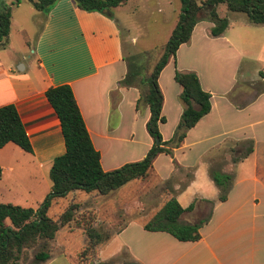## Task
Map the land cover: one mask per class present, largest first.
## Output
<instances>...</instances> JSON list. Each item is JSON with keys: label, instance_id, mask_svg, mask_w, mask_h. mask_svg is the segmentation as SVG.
Listing matches in <instances>:
<instances>
[{"label": "crops", "instance_id": "obj_1", "mask_svg": "<svg viewBox=\"0 0 264 264\" xmlns=\"http://www.w3.org/2000/svg\"><path fill=\"white\" fill-rule=\"evenodd\" d=\"M178 12L179 7L177 13L173 11L172 19L166 20H170V29L176 23ZM233 15L236 14L228 15L229 25L218 37L208 36L211 23L196 22L188 42L177 48L174 59H168L157 77L162 95L160 116L164 118V123L158 124V132L163 141L171 138L181 113L177 99L179 87L173 81L175 67L195 72L201 90L210 95L208 113L186 132L172 151L179 167H194L192 180L184 190L173 195L183 209L193 204L192 211L184 213L180 221H196L200 218L195 216L206 208V215L209 213L207 222L198 230L199 240L178 242L166 233L143 230L144 216L137 215L142 210L140 201L132 208L134 218L138 219H123L126 207L121 213L118 203L127 204L128 197L124 199V194L118 193L125 189L124 185L101 198L90 193L86 200L70 199L67 203L77 204L79 210L84 207L86 217L80 227L104 225L101 221L105 218L116 220L117 228L96 249L100 262L110 261L124 250L128 259L138 264H264V154L258 153L255 143V129L264 125V93L252 96L239 109L227 97L237 86L240 67L245 64V68H250L252 53L264 52V25L251 26L244 17L234 24L230 21ZM32 18L36 32L31 45L26 35L20 45L12 40L11 15L8 37L0 43V106L14 107L30 145L29 153L10 143L0 148V183L10 180L1 184L0 203L35 209L49 190L48 171L52 160L64 152L58 119L44 96L48 88L59 85L70 88L104 172L140 160L149 149L151 139L145 131L147 107L135 111L136 89L118 85L126 67L116 17L112 13L107 18L95 12H82L69 0H58L46 17L33 9ZM196 54L204 60L202 64L226 62L230 73L225 86H221L223 80H208L202 70L195 68ZM260 75L264 74L260 72ZM224 140L254 143L250 155L237 164L229 162V155L225 158L219 171L232 175V185L225 201L217 202V189L207 175L208 162L203 164V158ZM161 160L166 161V169L157 165ZM172 172L168 156L158 154L152 160L154 179L162 182ZM137 181L140 180L132 182ZM176 189L174 186L173 190ZM131 196L129 201L137 205L136 193ZM67 197L68 194L56 203ZM116 207L120 214L112 217ZM111 245L110 253L100 258V248ZM66 258L63 251H58L48 254L41 264H57V259Z\"/></svg>", "mask_w": 264, "mask_h": 264}, {"label": "trees", "instance_id": "obj_2", "mask_svg": "<svg viewBox=\"0 0 264 264\" xmlns=\"http://www.w3.org/2000/svg\"><path fill=\"white\" fill-rule=\"evenodd\" d=\"M57 1L13 0L9 6L0 9V43H4L8 37L12 7L25 2L44 18ZM69 1L82 12H95L109 18L113 9L125 4L128 0ZM179 3L176 23L161 55L151 69L148 68L147 61H138L136 55H122L126 72L118 85L136 89L138 97L134 104L135 111H141L144 107H147L149 111L145 131L151 139V145L140 160L123 164L111 171H102L99 154L90 142L70 88L67 85H59L45 91L44 96L58 119L64 152L52 160L48 171L49 190L35 209L0 203V264H19L25 251L36 246L39 241H51L59 229L74 220L78 205L73 203L68 204L55 219L47 216L48 210L57 200L64 198L72 191L106 196L129 182L144 180L152 174V160L158 154L168 156L174 169L172 174L162 181L168 198L144 221L142 228L148 232L166 233L178 242L199 240L198 230L207 222L209 213L193 222L180 221L184 213L192 211L193 204L183 209L173 195L186 188L193 178L194 167H179L172 157V151L178 147L186 132L208 113L210 95L201 90L194 72L175 70L173 81L179 87L177 99L181 105V113L171 138L163 141L158 132V124L164 123V118L160 116L162 95L157 85V77L168 59H174L177 48L188 42L196 22L207 21L212 24L208 30L210 37H218L224 33L229 25L228 15L231 14H242L246 23L251 26L264 25V0H179ZM219 5L224 8L223 16L218 14ZM229 96L227 95L228 99ZM234 107L239 109L244 107V104H234ZM226 142L229 143L228 155L232 165L242 161L252 152L251 140L242 142L224 140L222 145ZM7 143L16 146L22 152H30V145L12 105L0 106V148ZM220 166L210 165L207 170L210 181L217 189V202L225 201L232 185V175L220 172L218 170ZM174 172L183 175L179 183L176 182ZM174 186H177L176 191L173 190ZM209 204L212 205L211 202ZM83 226L85 244L78 254L80 264H85L84 262L93 256L97 247L109 239L108 234L102 237L93 227ZM123 253L127 260L121 261L120 264H138L128 259L124 250L118 254L117 258L122 259ZM47 258L48 254L44 252L34 255V260L38 263L44 262ZM114 262H97L96 264H115ZM87 264L95 263L92 260Z\"/></svg>", "mask_w": 264, "mask_h": 264}, {"label": "rangeland", "instance_id": "obj_3", "mask_svg": "<svg viewBox=\"0 0 264 264\" xmlns=\"http://www.w3.org/2000/svg\"><path fill=\"white\" fill-rule=\"evenodd\" d=\"M12 1L13 0H0V9L9 6ZM135 4H138L139 7L135 8ZM178 7H180L179 0H128V2L124 6L120 7L119 9L112 10L111 13L116 17V22L120 28V34L122 38V54L124 56L136 55L138 61H147L148 68L151 69L152 65L161 55L166 40L170 35L172 29L169 28V22L172 19L173 14L177 13ZM218 14L220 16L224 15V8L222 5L218 6ZM10 15L13 22L11 27L12 40L16 42V45H20V43H22V37L26 35L28 43L29 45H31L33 43L36 32V26L35 23H33L32 18V7L27 3H20L19 5L11 8ZM168 18L170 20L169 22H166ZM242 18V14H236L230 18V21H232V23L234 24H238L242 21ZM20 29H22L23 32L19 31ZM262 36H264V34H262ZM23 45V49L27 51V47L25 46V44ZM252 55L253 60L249 61L251 67L247 69L244 66L245 64L240 67L237 74L238 78H236L237 86L229 91V99H232L235 104L245 103L244 105H246L252 96L259 93H264V75H260V72L264 74V52L257 53L256 50L254 53H252ZM194 57L197 62L195 68L198 70H202L204 72L205 78H207L208 80H210L211 78L223 80L221 86L226 85V80L230 73V69L227 66L226 62L219 63L218 61H216V63L214 64H207L205 61V63L202 64V61L204 60L198 54H196ZM175 70L180 71L176 67L174 68V71ZM260 76L261 78H263V81H260ZM165 78L166 76L163 77V79ZM263 126L264 125L257 126L255 129L257 140H255V143H257L259 154H264ZM220 145H222V142H220V144L212 149L208 155L204 156L203 164L208 162V168L209 165H212V167H219L220 165L225 164V158H227L228 156L229 143L226 142L221 147ZM158 164L164 169H166L167 167V163L165 160L158 161L157 165ZM172 170H174L173 165ZM174 173L176 182L179 183L182 180L183 175L178 172ZM159 181L160 180H156L152 175H150L144 180L137 181L136 183L132 182L123 187L125 189L118 193L121 194V196L124 194V199L125 197H128V202L126 201L127 204H124L122 206L120 205L121 202L120 204L118 203V206L121 209V213L123 210L122 208L126 207V210H124L125 213H123V219L125 217L126 219H138L134 218L136 215L132 208L134 206L137 207L139 201L142 203V210L139 212L137 211V215L141 214L147 218L160 207V205L164 202L168 195L166 194L165 185ZM6 182H10V180H6ZM6 182L1 181L0 188H2L1 184H4ZM133 193H136L135 202L137 205H134L132 200L129 201L130 198H132L131 194ZM97 196L101 198L99 195ZM87 198H90V193L86 194L81 191H72L68 193L67 199L59 201L58 203H55L52 207H50L47 212V216L55 219L57 215L68 205L67 203H69L70 199L79 201L86 200ZM122 202L125 203L124 200ZM103 205V207L106 206L105 203H103ZM111 207L114 208V204H111ZM82 209H84V207H82L80 210L78 209V211L74 215V220L70 224L62 227L56 232L53 240L39 241L36 246L25 251V254L20 259L19 264H41L40 262L38 263L34 260L35 254L44 252L51 255L58 251H63V253L67 257L66 260L68 262H71L72 264H80L78 254L85 244V237L82 231V228L84 226L80 227V222L85 221L86 217V213ZM117 209L118 207H116V210H114L115 213L112 215V217H116L117 214H120V212H117ZM206 213L207 208L204 211L198 213L195 216V219L205 217ZM144 217L143 221H146V218ZM101 222L105 224H98L94 229L99 232L102 237L104 236V234L112 233L118 225H116V220L110 218L102 219ZM107 224L110 225L107 226ZM112 245L109 247H101L99 250V257L103 258L108 255V253H110V251L112 250ZM117 256L110 261H115V264H120L121 261L127 260V257L124 253L122 259L117 258ZM66 260L57 259L56 263L66 264ZM92 260L95 264L97 262H100L96 250L94 251L93 256L88 258L84 263H90Z\"/></svg>", "mask_w": 264, "mask_h": 264}]
</instances>
